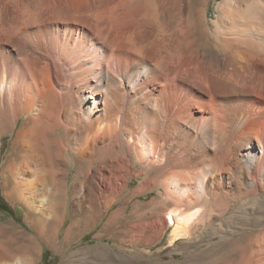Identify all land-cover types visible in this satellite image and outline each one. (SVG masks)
<instances>
[{
    "label": "bare ground",
    "instance_id": "obj_1",
    "mask_svg": "<svg viewBox=\"0 0 264 264\" xmlns=\"http://www.w3.org/2000/svg\"><path fill=\"white\" fill-rule=\"evenodd\" d=\"M209 2L0 0V184L34 233L0 222V264L154 189L145 230L106 221L144 251L64 264H264V0Z\"/></svg>",
    "mask_w": 264,
    "mask_h": 264
},
{
    "label": "rangeland",
    "instance_id": "obj_2",
    "mask_svg": "<svg viewBox=\"0 0 264 264\" xmlns=\"http://www.w3.org/2000/svg\"><path fill=\"white\" fill-rule=\"evenodd\" d=\"M217 0H210V4L208 5L209 14H213L214 2ZM136 169H140L142 166L136 164ZM149 172H147L148 174ZM147 174L142 175L140 177L132 178L128 183V189L135 188L140 181L144 180L147 177ZM158 189H154L148 193H144L142 195L135 196L130 202H119L110 207L104 214L88 229L84 230L77 238L64 240V233L69 223V212L66 213L65 219L62 222L59 228L58 238L56 240V244L60 247L58 251H53L52 248L44 242H38L36 247V264H64L63 260L67 254L71 252L79 251L84 247H94L98 246L101 248H109L116 251L125 258H128L132 252L137 250H145V239L142 237L139 241H132L128 239V236L131 235L134 227L136 230L139 228H144L145 230V220L146 215L143 213V210L148 207L149 200L158 194ZM118 207H125V217H123L122 228H127L128 236L115 233L111 236L114 230H118L116 228V223H111L106 227V221L108 219V215ZM67 208L69 209V203L67 204ZM142 208L143 210H138ZM127 212V213H126ZM131 213V214H130ZM26 218V209L21 203L9 201L2 194V186L0 184V222L4 224H13L18 229H21L29 234H34L32 230L29 228L28 222ZM132 224V225H131ZM133 226V228H132ZM202 223H199L196 230H200ZM172 230V225L168 227V229L164 232L162 236L161 242L157 243L155 248L158 249L161 246H168L170 241V233ZM134 231V230H133ZM101 233V236H97V234ZM109 234V235H108ZM122 240V241H121ZM134 243V244H133ZM111 247V248H110Z\"/></svg>",
    "mask_w": 264,
    "mask_h": 264
}]
</instances>
